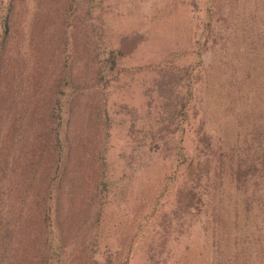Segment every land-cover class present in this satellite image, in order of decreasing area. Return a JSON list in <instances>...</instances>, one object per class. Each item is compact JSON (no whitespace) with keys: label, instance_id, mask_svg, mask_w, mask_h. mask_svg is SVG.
Wrapping results in <instances>:
<instances>
[{"label":"rangeland","instance_id":"rangeland-1","mask_svg":"<svg viewBox=\"0 0 264 264\" xmlns=\"http://www.w3.org/2000/svg\"><path fill=\"white\" fill-rule=\"evenodd\" d=\"M6 7L0 0V15ZM10 7L0 45V264H206L204 225L176 221L173 185L163 187L181 161L149 138L179 130L168 126L176 103L167 100L187 98L176 85L192 76L186 68L197 63L198 41L206 43L217 102L228 100L217 89L233 72L239 80L253 74L246 85L264 88V0H12ZM61 76L68 157L58 180L60 126L51 119L58 104L45 108Z\"/></svg>","mask_w":264,"mask_h":264},{"label":"trees","instance_id":"trees-1","mask_svg":"<svg viewBox=\"0 0 264 264\" xmlns=\"http://www.w3.org/2000/svg\"><path fill=\"white\" fill-rule=\"evenodd\" d=\"M11 4L12 0H6L7 7L0 15V45H5L10 31L8 11ZM197 43V63L186 68L192 76L189 74L186 84L180 78L176 85L186 89L187 98L172 94L173 97L167 100L170 106L176 103L172 108L178 115L172 114L174 119L168 126L179 130L171 134L165 129V134L150 137L149 144L170 145L171 160L174 164L181 161L178 164L180 172L168 174L163 187L170 191L168 185H173L170 194L176 221L188 224L187 229L195 223L204 225L205 236L210 242L206 264H264V88L246 85L253 74L248 73V79L239 80L233 72L229 80L222 79L224 86L220 84L217 89V94L227 92L229 101L220 99V103L217 102L216 95H210L213 89L210 69L205 68L202 57L206 43ZM167 65L162 63L155 69ZM61 78H58L45 108L58 104V108L52 107L51 117L54 121L58 118L60 126L54 139L58 180L65 174L68 157L65 150L68 143L60 134L64 119L60 101L65 83ZM161 78L164 77L161 75ZM212 97L213 102H217L213 103L214 107L222 112L220 117L217 109V117L211 114ZM177 101L182 102L179 107L183 114L177 110ZM194 103L200 106L195 107ZM186 129L189 147L182 135ZM184 231L181 229L178 234Z\"/></svg>","mask_w":264,"mask_h":264}]
</instances>
